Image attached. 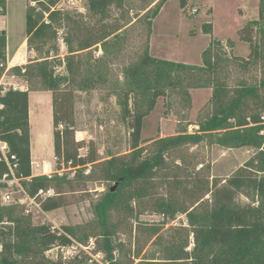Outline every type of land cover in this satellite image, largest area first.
Wrapping results in <instances>:
<instances>
[{
	"label": "rangeland",
	"instance_id": "374dc122",
	"mask_svg": "<svg viewBox=\"0 0 264 264\" xmlns=\"http://www.w3.org/2000/svg\"><path fill=\"white\" fill-rule=\"evenodd\" d=\"M180 3L181 0H111L100 11L92 9L89 0L60 2L59 7L71 18V28L65 26L60 31L56 43L58 50L51 54L63 62L55 67V73L61 76L69 74L65 68V58L69 55L65 41L67 36L77 49L80 37L76 33L79 27L85 29L82 33L86 29L101 32L123 27L119 37L110 36L104 45L75 53L74 66L78 68L75 80L60 85V90L71 98L69 104L75 123V138L84 143L79 151L81 154L87 155L92 151L96 154L97 162L106 160L109 155L122 156L126 161L135 156L137 163L151 158L158 149L156 140L199 132L200 124L214 114L217 103L215 94L220 87L232 90L260 82L264 60L251 58L250 63L245 64L235 56L249 58L250 45L240 40L238 30L249 20L259 18L260 3L264 5V0H188L185 8ZM161 4L151 24L152 13ZM32 5L35 3L32 2ZM26 10L27 0H8L6 13L0 14V30L6 31L8 43L5 76L2 75L0 79L4 88L29 86L13 74L12 68L28 63L33 57L43 56L30 52L27 45L21 46L26 38ZM209 24L211 30L207 29ZM77 25V30L73 31ZM212 39L219 42L216 45L221 57L217 60L218 66L213 71L178 69L170 78L172 84H169V80L160 82L158 86L165 94L157 99L146 116L140 153L134 155L132 129L129 121L123 117L120 102L123 93L132 88L135 90L131 95L132 107L137 102L143 110L148 109L155 83L147 86V80L141 79L139 89L132 83L136 70L148 74V80L153 79L154 66L142 63L147 52L160 59L203 66V53ZM263 40L264 32L257 28L254 41L261 50L264 48ZM52 46L53 43L46 49ZM31 133L35 173L55 175L58 172L60 177H66V181H57L53 186V196L62 206L44 211L41 206L30 202L22 204L20 198L23 193L18 184L6 182H3L1 191L2 204L28 208L34 224L47 223L55 228L74 225L94 234L86 243L75 242L70 253L63 252L58 246L51 247L45 253L48 264H110L107 252L97 246V240L102 242L103 238L95 236L101 228L94 206L116 183L105 179L103 166L98 163L87 166L81 175L66 165L56 170L51 91L40 98L39 117L37 121L33 120ZM256 152L252 147L226 148L213 143L209 137L197 145L165 152V167L153 173V187L149 192L154 196L175 191L180 194L185 186L194 189V184L199 180L209 181L211 187L213 182L223 186ZM174 178L181 184L177 189L172 186L176 184ZM144 183L138 180L122 190L129 195L136 188L138 191ZM6 193L11 194L10 200L4 198ZM179 197L189 201L188 196ZM147 198L141 194L131 200L134 206L132 217H128L125 210L111 213V223L115 224L117 230L113 238V260L121 263L133 261V264L140 261L165 264L162 262L175 250L173 244L184 246L188 233L186 251L191 259L198 255L197 240L191 233L192 227L186 215L179 213L171 218L155 213ZM204 199L211 204L212 193ZM235 202L241 206L254 205L258 204V198L238 194ZM151 227H158L160 231L157 237L150 240L148 228ZM191 259H183L178 264H191Z\"/></svg>",
	"mask_w": 264,
	"mask_h": 264
},
{
	"label": "trees",
	"instance_id": "16d2710c",
	"mask_svg": "<svg viewBox=\"0 0 264 264\" xmlns=\"http://www.w3.org/2000/svg\"><path fill=\"white\" fill-rule=\"evenodd\" d=\"M8 0H0V14L6 13ZM62 0H27L26 10V43L30 52L43 56L33 57L24 65L12 68L13 74L28 84L27 87L4 88L0 84V139L9 146V154L14 155L10 163L17 164L14 174L19 178V184L30 196H35L40 189H53L54 183L66 181L65 176L33 175L31 155V128L29 120V93L30 91L52 92L53 106V143L56 157V170L62 165L75 170L81 175L87 166L98 163L102 165L105 179L112 180L115 186L103 194L95 204L98 224L101 230L95 234L103 238L97 240V246L109 255L110 264H133V261L121 263L113 260L114 236L117 233L115 224L110 217L113 211L125 210L128 217L134 215V206L131 200L141 194L148 196V203L155 213L174 218L177 214H185L192 227L191 233L197 240L198 255L192 259L189 252L188 237L184 246L173 244L175 250L162 263L178 264L181 260L191 259V264H264V71L258 84L241 86L234 89L220 87L216 91L217 103L214 114L205 123L200 124L196 134H179L176 137H165L156 140L158 149L151 158L136 162L133 156L126 161L122 156L109 155L106 160L97 162L96 154L90 151L87 155L79 151L84 143L75 138V123L69 102L71 98L61 90L62 83L74 81L76 66L73 56L75 53L93 46L104 45L110 36L119 37L123 27L117 26L110 30L91 32L84 28H73L80 37L78 48L75 49L69 36L65 38L69 55L65 58V68L68 76L55 73V67L63 62L59 57L51 55L58 50L56 43L60 31L70 26V15L64 12L59 4ZM92 9L102 11L111 0H89ZM32 2L35 5H32ZM188 0H181V7L185 8ZM162 4L153 11L154 19ZM260 28L264 32V5L260 3L259 18L249 20L238 30L240 40L250 45L249 58L235 56L237 60L249 64L251 58L264 60L263 50L255 43V31ZM211 30V25H208ZM85 30V29H84ZM82 33V35H81ZM74 35V34H73ZM53 43V46L46 47ZM55 43V44H54ZM217 39H212L203 56V66L188 65L175 61L160 59L147 52L142 63L154 66L153 79L148 80V74L135 71L132 76L133 85L139 89L141 79L147 80V86L155 83L151 93L149 107L143 110L137 102L134 108L131 104L133 89L126 90L120 102L124 119L129 121L132 129V150L140 153L141 136L144 121L154 108L157 99L165 94L158 85L162 81H170L176 70L190 68L194 70L213 71L218 66L219 50ZM7 35L0 30V79L6 68ZM264 46V40H263ZM59 61V63H58ZM264 66V63H263ZM264 70V68H263ZM210 138L215 144L226 148L252 147L257 150L253 157L239 167L235 173L225 181L223 186L213 182L199 180L194 189L185 186L180 194L175 192L162 196L150 194L152 175L157 169L165 167L164 154L171 150H178L186 145H197L204 138ZM10 175L8 162L0 152V178ZM10 177V176H9ZM145 181L138 191L134 189L129 195L123 187L135 181ZM150 180V181H149ZM177 189L180 182L174 178ZM150 184V185H149ZM0 182V264H48L45 258L46 251L53 246H72L75 242L86 243L94 234L84 232L74 225H62L55 228L51 224H34L30 213L25 208H18L14 204H2V188ZM214 188V189H212ZM140 193V194H139ZM212 193V203L205 201V197ZM242 194L248 198H258V204L241 206L235 202V197ZM179 195L189 197L180 199ZM40 206L44 211L60 208L62 204L54 196L41 200ZM160 228H148L150 240L157 237ZM199 246V248H198ZM185 249V250H184ZM196 249V248H195ZM185 256V257H184ZM137 264H155V262L140 261Z\"/></svg>",
	"mask_w": 264,
	"mask_h": 264
},
{
	"label": "built area",
	"instance_id": "2783aa9c",
	"mask_svg": "<svg viewBox=\"0 0 264 264\" xmlns=\"http://www.w3.org/2000/svg\"><path fill=\"white\" fill-rule=\"evenodd\" d=\"M5 75H3L4 77ZM1 77V78H3ZM16 88V87H14ZM0 152L2 153V156L4 157V159L8 162L9 165V169H10V175L5 174L2 178H0V182H6V183H16L19 186V190L20 192L23 193V197L20 198V203H24V204H28V202L35 204V206H40L41 204V200L47 197H51L54 195V189L50 188V189H40L38 191V193L35 196H30L28 193L25 192V190L21 187V185L19 184V178H17L14 174V171L17 167V164H12L10 163V159H14V155L9 154V146L6 142L2 141L0 139ZM10 176V177H9ZM51 176V175H49ZM4 198L6 200H10L11 199V194L10 193H6L4 195ZM25 211L27 213H30V210L28 208H25ZM75 244H73L72 246H58L59 248H61V250L63 252H68L70 253V251L72 250V247ZM2 250V245L0 243V251Z\"/></svg>",
	"mask_w": 264,
	"mask_h": 264
},
{
	"label": "crops",
	"instance_id": "0c3cea01",
	"mask_svg": "<svg viewBox=\"0 0 264 264\" xmlns=\"http://www.w3.org/2000/svg\"><path fill=\"white\" fill-rule=\"evenodd\" d=\"M2 29V28H0ZM27 45L26 43V38L23 41V43L21 44L22 47H25ZM7 47H8V43H7ZM1 84V82H0ZM48 90L46 91H30L29 93V120H30V128L32 130V122L37 121L38 117H39V107H40V98L43 95H47L48 94ZM34 100V102H33ZM31 155H32V171H33V175H38L37 173H35V161L33 158V153H32V133H31Z\"/></svg>",
	"mask_w": 264,
	"mask_h": 264
}]
</instances>
